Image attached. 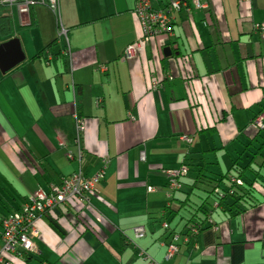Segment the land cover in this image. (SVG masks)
Listing matches in <instances>:
<instances>
[{
	"label": "crops",
	"instance_id": "1",
	"mask_svg": "<svg viewBox=\"0 0 264 264\" xmlns=\"http://www.w3.org/2000/svg\"><path fill=\"white\" fill-rule=\"evenodd\" d=\"M204 1L206 9L175 12L169 35L149 38L126 61L124 48L141 37L136 0H58L66 43L46 5L27 13L0 5L13 25L0 43L17 37L25 55L0 71L4 208L19 209L38 187L49 190L78 170L92 175L105 162L89 205L73 201L36 219L35 251L14 256L17 264H264V203L194 242H178L168 260L163 231L151 216L168 202L166 169L178 168L186 154L197 162L210 144L208 131L219 134L218 146L236 139L246 125H238V109H250V120L264 106V34L256 28L264 25V0ZM168 2L151 0L158 9ZM76 115L85 123L80 162L70 157L78 151ZM74 207L99 237L56 222L64 214L75 224ZM135 226L144 227V237H135ZM123 235L136 248L122 243Z\"/></svg>",
	"mask_w": 264,
	"mask_h": 264
},
{
	"label": "trees",
	"instance_id": "2",
	"mask_svg": "<svg viewBox=\"0 0 264 264\" xmlns=\"http://www.w3.org/2000/svg\"><path fill=\"white\" fill-rule=\"evenodd\" d=\"M33 23L31 21V24ZM12 29L11 16L8 14L0 15V34H7ZM55 41L56 39L51 43L53 44ZM260 113H264V106L258 111H255L249 122L240 129L241 134L245 135V140L241 141L240 149H238V146L236 147L235 154H230V158L227 159L230 162L226 168L223 169V165L225 164L219 160L220 158L218 159L219 150L222 149V146L209 144V146L203 147L198 151V156L195 157L197 162L189 163L192 157H188V154L182 158L180 166L176 169L184 166L186 168L185 174L179 175L176 178V187H169V178L165 184L168 202L163 205L160 214L162 218H167L165 222H167L169 227H164V222L162 223L164 229L162 232L163 241L160 244L164 243L162 245L166 247L174 232L181 236L189 235V241L187 243L194 242L202 231L213 226L216 227L222 220H227L245 213L257 207L259 204L264 203V120L262 128H254L251 125V122ZM187 142L190 143L189 137ZM191 166L194 167L196 174L193 177V181L187 184L188 188H185L184 176L188 175ZM168 170H173V168H168ZM177 192L181 194L180 197L177 196ZM173 200H176V203H173ZM2 204L5 205L4 203ZM68 204L75 203L73 201H66L57 207H65ZM74 208L76 209L75 215L77 217L75 224L68 220L64 214L58 216L55 219L56 222L61 224L64 229L75 226L78 229L81 228L82 231H89L99 237V231L95 225L80 214L81 207ZM5 209L9 212L5 214L4 211H1L3 216L0 217V223L4 216L13 212V210H17L18 207L12 211L7 206H5ZM181 210H184V214H180ZM177 215H179V220L176 222V225L182 222L180 229H177L176 225L172 226L170 223ZM154 218L156 217L154 216ZM123 237L122 243H126L131 247L133 245L137 246L134 241L127 240L124 235ZM34 251H23L17 256H29ZM12 260L16 262L14 259Z\"/></svg>",
	"mask_w": 264,
	"mask_h": 264
},
{
	"label": "built area",
	"instance_id": "3",
	"mask_svg": "<svg viewBox=\"0 0 264 264\" xmlns=\"http://www.w3.org/2000/svg\"><path fill=\"white\" fill-rule=\"evenodd\" d=\"M1 2L7 5L17 2L20 13H27L34 4H44L56 16V21H60L58 0H2ZM199 8H207V3L204 0H169L165 7L158 9L152 5L151 0H136L134 12L139 18L142 35L137 41L128 44L124 48L121 59L125 61L132 59L141 51L143 45L150 37L159 33L169 32L175 12ZM256 28L260 29L264 34V25H256ZM62 32L65 34V30H62ZM66 51V54L69 53L68 48ZM263 120L264 113H260L251 122L252 127L262 128ZM84 124V119L76 115L75 126L78 151L76 155L70 154V157H75L79 162L83 156V150L79 146V142L84 130ZM140 159H145L144 151L140 153ZM104 169L105 162L92 175H84L81 170H78L71 175L63 176L58 183L52 185L47 191L38 188L27 197V200L19 209L4 216L0 223V264H17L12 260L14 256L21 254L23 251L31 252L35 250L32 240V237L36 234L34 222L40 215L49 214L59 204L66 201L89 205L90 197L98 192L97 184L104 176ZM185 172L186 168L184 166L180 169L166 170L165 173L169 178V187H176V178L185 174ZM148 190H153V188L148 187ZM163 226L166 227L167 224L164 222ZM133 232L136 237H142L144 228L135 226ZM188 241V235L181 236L176 232L172 233L169 243L166 244L167 253L165 260H168L177 252L178 242ZM139 250H141L140 256L145 254L143 249Z\"/></svg>",
	"mask_w": 264,
	"mask_h": 264
},
{
	"label": "rangeland",
	"instance_id": "4",
	"mask_svg": "<svg viewBox=\"0 0 264 264\" xmlns=\"http://www.w3.org/2000/svg\"><path fill=\"white\" fill-rule=\"evenodd\" d=\"M2 0H0V5H3V6H10V5H7V4H5V3H2L1 2ZM13 5H15L16 7H17V2H14V4H12V6ZM32 7V6H31ZM31 7L29 8V11H30V9H31ZM17 9H18V7H17ZM49 9V8H48ZM199 9H206V8H199ZM50 10V9H49ZM28 11V12H29ZM52 12V11H51ZM60 13V12H59ZM137 16V15H136ZM137 18H138V16H137ZM138 21H139V18H138ZM57 23H59V26H58V31L56 32V34H57V37H58V39H60V42H62V41H64V43H66L67 42V40H66V36H67V33H66V29H67V27H65L63 24H62V22H61V24H60V21L59 22H57ZM139 23H140V21H139ZM172 28V27H171ZM62 30H65V34L62 32ZM170 32V31H169ZM169 32H163L164 34H168ZM160 34V33H159ZM66 35V36H65ZM141 35H142V29H141ZM157 35V34H156ZM169 35V34H168ZM155 36V35H154ZM153 37V36H152ZM151 38V37H150ZM62 40V41H61ZM62 45H63V43H62ZM143 49V48H142ZM142 49H141V51H142ZM140 51V52H141ZM139 52V53H140ZM151 87H154L153 85L151 86ZM250 115H251V111H250V109H244V108H240V109H238V125L239 126H241V127H243L245 124H247V122H248V120H249V118H250ZM75 132H77L76 131V126H75ZM206 134H208L207 136H205L204 137V139H205V142H207V140L209 141V143L210 144H212V145H216V144H218L219 143V141H220V136H219V134L218 133H215L214 131H208V133H206ZM182 139L183 140H188V137H187V135H184V136H182ZM244 141L245 140V135L244 134H240V136H239V138L237 137L236 139H233V140H227V141H225V143L223 144V146H222V149H220L219 150V156H220V159H221V161H222V163L223 164H225V165H223V169L224 168H226V166L229 164V162H230V160L229 161H227V159H229L230 158V154L233 152H236V146L238 145V149H240L241 148V144H242V142L241 141ZM215 143V144H214ZM216 146H218V145H216ZM235 154V153H234ZM227 161V162H226ZM226 162V163H225ZM189 163H191V161L189 160ZM222 169V170H223ZM160 173V172H159ZM162 173V172H161ZM160 173V174H161ZM163 174V173H162ZM165 174V173H164ZM163 174V175H164ZM195 174H196V172H195V170H194V167L193 166H191L190 167V170H189V173H188V175L187 176H184V182H185V188H188V185L187 184H190L192 181H193V177L195 176ZM164 177V176H163ZM165 177H166V183H167V180H168V177H167V175H165ZM164 177V178H165ZM165 183V184H166ZM159 186V185H158ZM160 187V186H159ZM163 190L164 191H166V185L165 186H163ZM177 194V196H179L180 197V193L179 192H177L176 193ZM173 203H176V200H173ZM4 204H6V203H4ZM5 208H4V205L2 204V203H0V213H1V211H3ZM152 211H153V213H151L152 214V216H155L156 217V219H155V222L154 223H157V225L162 229V231L164 230L163 229V226H162V223H163V220H167V218L165 219V218H162L161 217V214H160V212L158 211H155L154 212V210L155 209H151ZM180 214H184V210H181V213ZM179 220V215H177V216H175L174 217V219L172 220V221H170V223H171V225L172 226H175L176 225V222ZM166 224H167V222H165ZM181 223L182 222H180V223H178L177 225H176V228L177 229H180V227H181ZM169 226H168V224H167V226H166V228H168ZM211 228H216V227H211ZM174 234V233H173ZM189 236V235H188ZM162 244H164V243H162ZM133 247L134 248H136L134 245H133ZM140 251L141 250H137V253H138V255H140ZM143 252V251H142ZM166 253H167V247H166V252H165V255H164V257H165V259H166ZM144 255V254H143ZM173 257V255L170 257V258H172ZM169 259V258H168Z\"/></svg>",
	"mask_w": 264,
	"mask_h": 264
},
{
	"label": "water",
	"instance_id": "5",
	"mask_svg": "<svg viewBox=\"0 0 264 264\" xmlns=\"http://www.w3.org/2000/svg\"><path fill=\"white\" fill-rule=\"evenodd\" d=\"M165 55L170 53L169 47L164 49ZM25 55L17 37H12L0 43V71L5 73L24 61Z\"/></svg>",
	"mask_w": 264,
	"mask_h": 264
}]
</instances>
